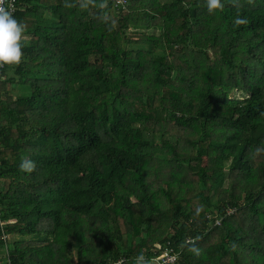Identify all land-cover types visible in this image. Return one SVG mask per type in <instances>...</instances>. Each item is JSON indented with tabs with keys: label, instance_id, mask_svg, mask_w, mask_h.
<instances>
[{
	"label": "trees",
	"instance_id": "16d2710c",
	"mask_svg": "<svg viewBox=\"0 0 264 264\" xmlns=\"http://www.w3.org/2000/svg\"><path fill=\"white\" fill-rule=\"evenodd\" d=\"M221 5L19 0L0 264H264V0Z\"/></svg>",
	"mask_w": 264,
	"mask_h": 264
},
{
	"label": "clouds",
	"instance_id": "9594fccd",
	"mask_svg": "<svg viewBox=\"0 0 264 264\" xmlns=\"http://www.w3.org/2000/svg\"><path fill=\"white\" fill-rule=\"evenodd\" d=\"M209 13L220 8L221 0H205ZM25 25L12 11L0 7V65H18L23 58Z\"/></svg>",
	"mask_w": 264,
	"mask_h": 264
},
{
	"label": "built area",
	"instance_id": "2783aa9c",
	"mask_svg": "<svg viewBox=\"0 0 264 264\" xmlns=\"http://www.w3.org/2000/svg\"><path fill=\"white\" fill-rule=\"evenodd\" d=\"M113 3V6L117 9H126L129 4V0H110ZM19 0H0V7L8 8L14 14L17 10V4ZM6 65H0V77L3 72V69ZM4 225V222L1 224ZM9 236L4 235V239L8 240ZM193 241L191 239H187V242ZM157 250H162L161 253L152 258L151 261H154L156 264H178V255L180 251H176L173 247L170 246V242H167L165 246L162 247L160 244Z\"/></svg>",
	"mask_w": 264,
	"mask_h": 264
},
{
	"label": "rangeland",
	"instance_id": "374dc122",
	"mask_svg": "<svg viewBox=\"0 0 264 264\" xmlns=\"http://www.w3.org/2000/svg\"><path fill=\"white\" fill-rule=\"evenodd\" d=\"M245 40H246V38H244V41H245ZM244 41H243V42H244ZM245 95H246V94H243V93H240V92L238 93V92H237V93H234L233 96H236V97L241 98V97H243V96H245ZM226 182H227V179L224 180V182H223L224 185H226ZM17 238H18V236H10L8 239H9V241H10V240H12V239H17ZM159 245H160V244H156V245H155V249H156V250L159 248V247H158ZM156 250H155V251H156ZM151 264H156V263H155L154 261H151Z\"/></svg>",
	"mask_w": 264,
	"mask_h": 264
}]
</instances>
